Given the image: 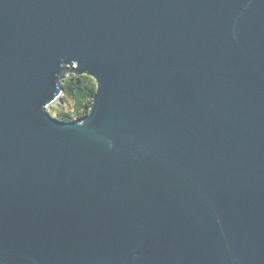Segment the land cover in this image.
Returning <instances> with one entry per match:
<instances>
[{
    "label": "water",
    "instance_id": "1",
    "mask_svg": "<svg viewBox=\"0 0 264 264\" xmlns=\"http://www.w3.org/2000/svg\"><path fill=\"white\" fill-rule=\"evenodd\" d=\"M0 264H264V0H0Z\"/></svg>",
    "mask_w": 264,
    "mask_h": 264
},
{
    "label": "trees",
    "instance_id": "2",
    "mask_svg": "<svg viewBox=\"0 0 264 264\" xmlns=\"http://www.w3.org/2000/svg\"><path fill=\"white\" fill-rule=\"evenodd\" d=\"M61 87L62 101L49 108L48 114L62 122H76L84 118L91 107V100L96 90L95 81L87 75L65 74ZM67 99L71 101L69 110L65 108Z\"/></svg>",
    "mask_w": 264,
    "mask_h": 264
},
{
    "label": "rangeland",
    "instance_id": "3",
    "mask_svg": "<svg viewBox=\"0 0 264 264\" xmlns=\"http://www.w3.org/2000/svg\"><path fill=\"white\" fill-rule=\"evenodd\" d=\"M64 76H65V74H64ZM62 97H63V95H62L61 98H60V102L62 101ZM70 102H71V101H70L69 99H67L66 102H65V103H66V104H65V108H67L68 110H69V104H70ZM57 104H58V103H57ZM57 104H56V105H57ZM54 106H55V105H54ZM46 111L48 112L49 109H47Z\"/></svg>",
    "mask_w": 264,
    "mask_h": 264
}]
</instances>
